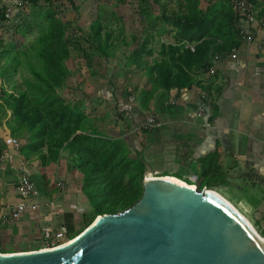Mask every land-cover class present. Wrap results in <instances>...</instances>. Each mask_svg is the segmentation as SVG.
I'll list each match as a JSON object with an SVG mask.
<instances>
[{"label": "trees", "instance_id": "obj_1", "mask_svg": "<svg viewBox=\"0 0 264 264\" xmlns=\"http://www.w3.org/2000/svg\"><path fill=\"white\" fill-rule=\"evenodd\" d=\"M23 1L32 8L43 2L45 28L34 39L30 51L16 53L0 39V126L19 141L24 134L30 135L21 154L27 148L43 165L56 163L61 151L74 156L90 214L82 213L83 227L75 233L72 219L67 220L65 229L71 241L98 216L116 214L136 203L142 195L145 167L144 160L139 155L132 156L124 142L98 134L95 109L79 107L64 98L71 53H80L86 66L92 67L94 62L109 63L116 57L117 49L124 48L129 51L127 61L143 77V89L150 90L153 96L159 91L196 86L210 97L211 87L196 82L194 73L206 74L214 54L224 57L241 42L229 0H207L204 11L200 9L201 0H171L178 11L166 10L168 0H151L162 8L157 18L171 26L176 42L194 43L193 52L160 41L159 49H155L151 44L156 36L145 28L127 39L121 26L104 24L97 16L81 37H74L53 9L57 0ZM68 1L71 6L74 4ZM250 1L258 5L256 0ZM262 1L258 19L264 17ZM135 5L142 16H148L149 29L154 28V11L149 2L138 0ZM3 22L6 19L0 12V23ZM154 53L158 56L153 57ZM17 76L20 82L15 79ZM261 236L264 238V234Z\"/></svg>", "mask_w": 264, "mask_h": 264}, {"label": "crops", "instance_id": "obj_2", "mask_svg": "<svg viewBox=\"0 0 264 264\" xmlns=\"http://www.w3.org/2000/svg\"><path fill=\"white\" fill-rule=\"evenodd\" d=\"M166 42L171 41L160 40L161 44ZM237 48L236 60L224 55L213 66V73H194L196 82L211 87L212 102L203 103L201 95L205 91L196 86L159 91L155 96L142 87V96L133 94L117 100V105L123 106L129 97L134 98L132 119L125 126L114 122L115 128H98V134L124 142L132 156L144 160L152 177L176 179L195 188L198 183L222 197L233 198L244 209L260 214L264 226V51L244 43ZM138 79L142 86L143 77ZM201 107L205 110L202 114ZM149 115L162 126L143 130L142 123ZM27 135L20 139V149L29 143ZM8 137L0 128V222L21 201L14 169L19 164L26 167L35 185L31 202L39 208L27 210L15 224H0L1 240L7 243L0 251L30 252L11 247L62 233L68 219L74 220L84 212L80 206L84 202L82 181L76 174L66 180L62 156L51 164L49 173L39 165L37 156L27 154V148L21 154V150L16 153L5 145ZM59 218L63 228L58 230Z\"/></svg>", "mask_w": 264, "mask_h": 264}, {"label": "water", "instance_id": "obj_3", "mask_svg": "<svg viewBox=\"0 0 264 264\" xmlns=\"http://www.w3.org/2000/svg\"><path fill=\"white\" fill-rule=\"evenodd\" d=\"M142 174V195L59 247L0 254V264H264V244L222 198Z\"/></svg>", "mask_w": 264, "mask_h": 264}, {"label": "rangeland", "instance_id": "obj_4", "mask_svg": "<svg viewBox=\"0 0 264 264\" xmlns=\"http://www.w3.org/2000/svg\"><path fill=\"white\" fill-rule=\"evenodd\" d=\"M72 1L74 6H71L68 0H57L54 3L53 9L64 20L67 30L74 37H81L83 32L88 29L89 23L97 16L104 24L116 23L118 26H121L127 39L130 38L132 33H137L143 28L149 30V32H152L156 36L154 37L155 41L151 44L155 49H159L160 45H158V41L160 40L164 39L166 41L176 42L171 26L164 24L161 19L157 18L163 12L162 8L154 5L151 0H147L154 11L152 15V18L155 19L153 22L154 28L151 30L149 29L150 23L148 22V16H142L138 5H135L138 0H132L133 2L129 0ZM256 1L258 2L256 7L260 8L263 5V1ZM207 7V0H201L200 9L204 11ZM166 10L178 11L175 1L168 0L166 2ZM0 12H3L4 18L6 19V22L0 23V39L3 40L5 46L8 49L14 50L16 53L32 50L34 39L45 28V5L43 2H40L38 7L32 8L23 0H0ZM160 31L162 34H159ZM128 53V50L125 51L124 48H119L117 49L116 57L112 58L109 63L97 65L94 62L92 67L86 66L80 53L74 51L71 53V60L67 63L69 72L68 84L63 92V96L68 102L74 103L79 107L95 109L96 115L99 118L97 128H115V123L125 126L127 120L116 119L118 110L122 107V105H117L118 98L127 99L129 95L133 94L139 97L142 96L143 85H139L140 79H138L141 74L134 70L133 66L127 61L126 56ZM157 56V53H154L153 57ZM19 78L17 76L15 79L20 82ZM5 121L3 120L2 123H5ZM29 137L30 135H27L28 139ZM1 143L3 145V142ZM27 154L32 156L30 151ZM60 156H62L63 166L67 170L66 180L68 178L71 179L73 174H76L80 178L74 156L67 151H63ZM38 160L39 165L51 173V164L45 167V165H42L43 162L40 159ZM53 168L54 170L58 169L57 166ZM14 169L17 173V168ZM42 173L46 174L45 171H42ZM195 186L199 190L206 191L205 187L199 186L198 183H195ZM75 188L77 189L79 187L75 186ZM80 194H82L84 200L83 204L80 203V206L84 208V212L88 215L90 214V204L81 190ZM226 199L235 205V208L251 224L257 234L261 236L264 226L261 225L262 219H260V214L244 209L233 198L227 197ZM82 216V213H79L71 221V225L74 227V233L83 227ZM59 219H56V227H58V230L61 229V226L63 228V221ZM55 234H61L62 238L50 239L52 245H62L69 241L68 236L66 237L65 230L62 233ZM1 235L2 233H0ZM48 242V239H45V241L40 239L27 245H11V249L14 251L45 249L48 247ZM6 244L0 237V248L7 246ZM49 246L51 245L49 244Z\"/></svg>", "mask_w": 264, "mask_h": 264}, {"label": "built area", "instance_id": "obj_5", "mask_svg": "<svg viewBox=\"0 0 264 264\" xmlns=\"http://www.w3.org/2000/svg\"><path fill=\"white\" fill-rule=\"evenodd\" d=\"M231 11L233 16L235 17V29L238 31L239 39L241 43L247 45L248 48L255 46V48L259 51H264V17L258 19L257 12L258 8L250 1V0H229ZM262 38V39H261ZM164 45H172V46H180L183 49H189L191 52L194 51L195 44L189 43L186 41H182L181 43L177 42H166ZM239 48H233L228 55L231 60H236L238 56ZM221 59V56L214 54L211 57V66L208 69V74L213 73V66L218 63ZM201 99L203 103H208L209 96L203 92L201 95ZM134 102L133 97L128 98V104L123 105L118 110L117 120H131L133 117V107L132 103ZM204 108L201 107L199 109V113L202 114L204 112ZM119 117V118H118ZM162 126L161 122L157 120L154 116H146L144 122L142 123L141 128L145 131H152L154 129L160 128ZM4 144L13 148L16 153L20 151V141L8 137L4 140ZM18 170V181L16 185V191L20 195V202L15 206L11 207L7 216L1 218V226H7L17 223L22 216L25 214L27 210H37L39 208L38 204H33L31 202V198L35 195V185L31 180L29 173L26 167L23 164H19L17 167ZM58 187H61V184H57ZM66 232V231H65ZM67 237V233H66ZM62 238L61 234H53L46 239L49 240L47 243V249H53L59 247L61 245H52L51 240ZM51 239V240H50ZM49 244L51 246H49ZM64 244V243H63ZM62 244V245H63ZM51 247V248H49Z\"/></svg>", "mask_w": 264, "mask_h": 264}, {"label": "bare ground", "instance_id": "obj_6", "mask_svg": "<svg viewBox=\"0 0 264 264\" xmlns=\"http://www.w3.org/2000/svg\"><path fill=\"white\" fill-rule=\"evenodd\" d=\"M148 178H152V176L151 175H149V177ZM171 180H173L174 182H176V183H178V184H181V185H183V186H186L184 183H182L181 181H178V180H176V179H171ZM216 194V193H215ZM216 195H218L220 198H222L223 200H225V202L241 217V218H243L245 221H246V223L249 225V227L252 229V231L261 239V242L264 244V238L263 237H261V236H259L258 234H257V232L254 230V228L251 226V224L245 219V217L232 205V204H230L224 197H222V196H220L219 194H216ZM66 244V243H65Z\"/></svg>", "mask_w": 264, "mask_h": 264}]
</instances>
